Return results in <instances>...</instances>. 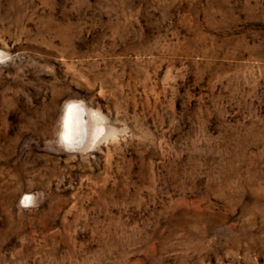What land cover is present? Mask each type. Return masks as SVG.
Listing matches in <instances>:
<instances>
[{
  "label": "rangeland",
  "instance_id": "rangeland-1",
  "mask_svg": "<svg viewBox=\"0 0 264 264\" xmlns=\"http://www.w3.org/2000/svg\"><path fill=\"white\" fill-rule=\"evenodd\" d=\"M0 264H264V0H0Z\"/></svg>",
  "mask_w": 264,
  "mask_h": 264
},
{
  "label": "bare ground",
  "instance_id": "bare-ground-1",
  "mask_svg": "<svg viewBox=\"0 0 264 264\" xmlns=\"http://www.w3.org/2000/svg\"><path fill=\"white\" fill-rule=\"evenodd\" d=\"M63 119V133L61 139L64 143L66 142L73 146L83 145L89 134V114L87 110L80 104L70 103L65 108ZM99 131H102V128H99L96 137L100 134Z\"/></svg>",
  "mask_w": 264,
  "mask_h": 264
}]
</instances>
